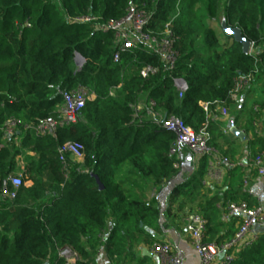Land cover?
<instances>
[{
  "label": "trees",
  "instance_id": "trees-1",
  "mask_svg": "<svg viewBox=\"0 0 264 264\" xmlns=\"http://www.w3.org/2000/svg\"><path fill=\"white\" fill-rule=\"evenodd\" d=\"M131 4L148 16L153 35L171 25L176 62L170 73L159 55L141 46L112 62L113 31L99 27L122 19ZM85 16L93 19L76 21ZM222 25L239 28L257 52L244 53ZM76 54L85 59L79 70L73 68ZM145 66L157 73L140 76ZM238 74L254 78L252 86L264 83V0H0V264H65L59 256L64 247L78 255L75 264H95L100 250L119 260L133 244L157 241L159 218L176 219L172 207L179 199L178 208L189 203L196 209L190 214L206 220L205 242L229 240L235 226L223 221L227 202L255 203L241 191L244 172L238 167L226 171V189L214 191L202 184L206 156L182 147L179 152L194 159L192 170L166 192L162 213L156 201L133 198L115 175L127 164L129 173L150 179L159 192L182 174L179 153L171 152L176 135L158 125L170 115L195 132L206 125L210 144L231 147L222 153L233 156L238 137L208 120L201 104L230 110L239 103L230 115L238 121L253 89L232 101ZM174 78L187 85L180 97ZM76 90L88 96L77 120L38 134L44 119L60 120L61 93ZM139 103L143 110L134 117ZM245 114L243 131L250 135L242 154L263 145L251 131L260 112L252 106ZM8 119L14 126L5 136ZM66 142L82 146L80 161L67 153L60 158ZM17 172L22 185L10 200L3 191L13 190L8 178ZM228 264H264V233Z\"/></svg>",
  "mask_w": 264,
  "mask_h": 264
},
{
  "label": "built area",
  "instance_id": "built-area-1",
  "mask_svg": "<svg viewBox=\"0 0 264 264\" xmlns=\"http://www.w3.org/2000/svg\"><path fill=\"white\" fill-rule=\"evenodd\" d=\"M92 19L90 16H85L76 19V21L89 22ZM147 23L148 16L131 4L122 19L116 22H105L99 29L113 31L115 46L112 53L113 63H118L122 52H131L141 46L159 55L165 65V70L170 73L176 62L171 25L168 23L163 33L160 36H155L147 30ZM256 52L253 44L249 42L248 53L255 54ZM84 63V57L76 54L73 68L79 70ZM156 73L157 69L152 66H145L139 70V75L142 77ZM253 82L254 78L250 75L238 74L234 79V87L231 92L232 101L238 100L240 94L249 89ZM174 84L177 95L180 97L187 89L186 82L181 78H174ZM61 95L62 103L58 106L60 120L57 122L51 117L44 119L36 127L38 134L52 132L57 124L74 123L88 97L84 90L63 91ZM201 105L208 120L221 124L222 132L227 134L229 132L228 119L232 118L229 115V109L219 104H215L213 107L209 103H202ZM253 109L261 114L260 118L253 122V125L260 122L259 126L263 125L264 131V119H261L262 116L264 118V97L263 102L260 105L255 104ZM142 110L143 105L141 103L136 105L134 117H137ZM146 112L148 115L153 114L150 106ZM5 124V136H9L12 133L14 122L8 119ZM158 125L163 130L175 133L176 140L171 150L172 153L178 152L180 154V149L186 147L194 156H206L207 169L202 184L211 186L220 183L226 171L233 167H238L241 172H244L241 191L251 196L255 203H249L246 200L227 202L223 221L225 224L231 223L235 226V232L229 240L221 244L207 243L204 240L206 238V220L199 214H191L185 220V231L189 236L191 247L199 259L198 264H228L236 251L251 247L257 241L259 233H264V132L260 130L254 132L257 137L263 139V145L258 151L248 150L242 158L232 160L223 155L220 149L210 144L211 136L206 130V125L199 132H195L190 127L184 126L178 118L172 115L162 117ZM59 153L61 159H63L62 155L67 153L75 161H80L82 159V146L77 142H66L59 148ZM8 181L13 190L8 191L4 188L3 196L12 200L15 198L16 190L22 185V172L10 175ZM252 181H254L253 184ZM254 184L256 188L253 187ZM152 252L160 257V264H182L179 253L169 241H156L152 244ZM220 253L222 256H219ZM59 256L64 258L65 264H75L78 260L76 252L67 247L59 251Z\"/></svg>",
  "mask_w": 264,
  "mask_h": 264
},
{
  "label": "crops",
  "instance_id": "crops-1",
  "mask_svg": "<svg viewBox=\"0 0 264 264\" xmlns=\"http://www.w3.org/2000/svg\"><path fill=\"white\" fill-rule=\"evenodd\" d=\"M229 115H231V112ZM237 122L239 123V126ZM242 122L243 117L239 118L238 121L234 120V126L243 131ZM229 132L231 133L230 128ZM238 139L239 140L236 142V145L241 144L242 147H245L247 138L241 139L238 137ZM247 151L248 149L242 154V156H244ZM179 159L181 161L182 174L178 175L176 178H173L159 192H156V189L152 186L150 179L145 180L139 176L129 173V167L127 164L121 166L115 175V178L127 193L133 195V198L140 197L142 200H146L147 202L156 201L157 206L162 213L165 208L166 192L176 182L181 181L186 176L185 173L191 172L192 170L191 164H193L192 162L194 159L192 160L190 154L180 153ZM224 176L220 183L212 184L210 188H212L214 191H217L223 183ZM226 183H228V181H226ZM253 187L256 188L255 184ZM223 189H226V185L223 186ZM158 223L160 225V234L156 236L157 241L171 242L174 249L179 253L182 259V264H198L199 259L191 247L189 236L185 231V226L177 224L175 220H165L162 215L159 218ZM147 231L153 233L150 227L147 228ZM95 264H160V257L152 252V243H140L138 245L133 244L130 249L128 248L122 257L119 258V260H110L104 255L103 251H100L95 257Z\"/></svg>",
  "mask_w": 264,
  "mask_h": 264
},
{
  "label": "rangeland",
  "instance_id": "rangeland-1",
  "mask_svg": "<svg viewBox=\"0 0 264 264\" xmlns=\"http://www.w3.org/2000/svg\"><path fill=\"white\" fill-rule=\"evenodd\" d=\"M218 23H219V21H218ZM263 87H264V83L261 82L260 80H257V82L255 83V85L252 86L253 89H251L246 94V97L244 98V105H243V108H242L243 109V113H242V116H241V117H243V119H245V116H246L245 112L248 110V108H251L252 106H255V104L260 105L262 103V99H263V95H264V92L262 90ZM238 109H240V105H239V103H236L229 110V113L232 112L233 110H238ZM261 119H264L263 116H262ZM237 124L239 126V123L238 122H237ZM259 124H260V122H257L256 125H253V123H252V127L251 128L253 130L251 129V131L253 133L255 131H258V130L264 132L263 131V125L259 126ZM243 125H244V123H243ZM242 129H243V127H242ZM252 132H250V133H252ZM244 134H245V136L247 138V141L245 142V146H246V143L248 142V139H249V135L250 134H247L246 132H244ZM219 144H221V143H219ZM234 146H235V150H236L235 154L233 156L227 154L228 155L227 157H229L232 160H234L236 158H242L243 156H242V152L241 151L244 150L245 147H242L241 144L234 145ZM230 148L231 147H228V146H225V145H219V147H218V149H220L221 152L222 151H225L227 149H230ZM252 180H254V179L252 178ZM177 181H179V180H177ZM250 181H251V179H250ZM252 182H254V181H252ZM225 184H226V182H223L221 184V186L218 188V190L221 189L223 186H225ZM198 199H199V197H198ZM179 200H177L174 203V205L172 207V213L174 214L173 215L174 218H176V219H174L175 222L177 224H180V225H184L185 226V220H186V218L191 215L190 213L196 212V209L194 208V210H191V208L189 206L190 205L189 203H184V204H182V207L178 208ZM191 205H194V204H191Z\"/></svg>",
  "mask_w": 264,
  "mask_h": 264
},
{
  "label": "water",
  "instance_id": "water-1",
  "mask_svg": "<svg viewBox=\"0 0 264 264\" xmlns=\"http://www.w3.org/2000/svg\"><path fill=\"white\" fill-rule=\"evenodd\" d=\"M222 26H223V29H224L226 34L232 35L233 39L236 42L241 44L242 51L244 53L248 52L249 41L242 36L240 29L239 28H227V27H225V25H222ZM77 55H79V54H77ZM227 125L230 128L232 134H234L237 137H240L241 139L246 138L244 132L242 130H239L238 128H236L234 126L233 118L228 119ZM94 178H95V181L98 185V189L101 190L103 188V185L101 184L100 180L98 179V177L96 175H94ZM219 256H222V253H220Z\"/></svg>",
  "mask_w": 264,
  "mask_h": 264
}]
</instances>
